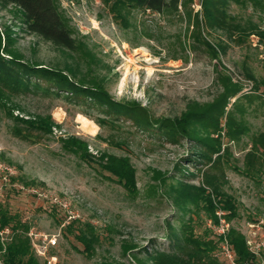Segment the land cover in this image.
<instances>
[{
  "label": "rangeland",
  "instance_id": "obj_1",
  "mask_svg": "<svg viewBox=\"0 0 264 264\" xmlns=\"http://www.w3.org/2000/svg\"><path fill=\"white\" fill-rule=\"evenodd\" d=\"M183 2L178 11L164 14L131 8L123 20L105 0H58L80 42L78 53L29 33L16 8L0 4V31L12 34L11 47L23 61L69 76L66 70H74L77 81L100 83L113 101L142 107L151 124L177 119L194 104L214 102L223 91V75L243 88L235 105V99L226 104L219 153L225 154L216 162L214 155L212 163L202 155L209 150L195 141L170 140L155 127L142 130L90 97L48 92L52 86L35 77L32 81L45 89L31 86L1 101L0 203L29 223L35 251L46 245L52 264H141L135 257L146 259L145 248L172 251L171 234L180 235L191 217L197 234L210 229L217 236L204 210L176 204L169 185L177 181L205 186L209 177L218 183L237 201L239 216L227 222L245 238L247 223L264 219V160L254 163L260 173L245 166L251 137L264 132V86L256 91L248 78L264 80V42L255 34L242 35L253 28L264 31V0H226L230 25L225 29L210 27L202 0ZM230 111L249 129L239 140L226 135ZM36 116L52 117L51 134L28 131L14 119ZM69 138L87 144L90 160L63 148ZM104 153L129 158L136 170L135 194L99 166ZM86 225L99 240L90 254L75 237ZM50 239L56 240L54 246Z\"/></svg>",
  "mask_w": 264,
  "mask_h": 264
},
{
  "label": "trees",
  "instance_id": "obj_2",
  "mask_svg": "<svg viewBox=\"0 0 264 264\" xmlns=\"http://www.w3.org/2000/svg\"><path fill=\"white\" fill-rule=\"evenodd\" d=\"M228 1V0H227ZM238 1V0H236ZM110 5L111 11L117 17L126 20V13L131 8L150 10L154 13L164 14L168 10H179L183 5V0H105ZM226 0H202L204 18L211 28L225 29L230 25V16L225 9ZM3 7L13 6L19 13L20 19L26 30L41 37L44 41L53 44L57 48L67 49L73 53L80 51V42L74 36L73 31L63 17L58 0H0ZM237 29L242 30L241 27ZM251 34L258 35L264 42V31L253 28L252 32L243 30L242 35L248 38ZM14 43L12 34L7 30L0 31V102L8 99L10 94L18 91H28L31 86L41 89L38 82H33L31 77L38 78L52 87L47 88L48 92H71L84 97H90L101 106H106L110 111L124 114L131 118L142 130H149L151 127L158 129L160 134L167 136L170 140H177L179 137L195 141L209 154H202L207 163L213 162L214 155H217L215 162L222 158V141L220 120L225 114L226 104L235 99L234 105L240 100L238 95L243 88L239 84L232 83L231 79L223 75V91L212 103L207 105L194 104L182 114L181 117L171 120L156 121L151 124L148 119L142 116V107L138 105H124L113 101L100 83L93 82L86 85L75 79L74 70L69 68L71 76L60 69L43 67L40 64L25 62L22 56L15 51L11 45ZM209 47L214 46L207 42ZM216 52V50H214ZM217 56V54H215ZM254 82V88L259 90L260 85L264 86V80L258 81L255 76L249 74ZM141 110V112H140ZM22 123L28 131H38L43 134H51L55 122L52 117H33L24 119L14 117ZM227 137L232 140L240 139L248 133V127L243 120L238 121L233 115V111L228 112ZM15 134L23 137L21 129H16ZM212 134H219L213 138ZM63 148L83 160H90L92 157L88 151L87 144L76 138L63 140ZM229 150V149H228ZM219 154V155H218ZM264 160V132H260L251 137V150L246 155L245 166L250 173H260L254 163L256 159ZM99 166L115 176L119 183L130 194L137 192L136 170L127 157H118L104 153L98 160ZM205 178V186L177 181L169 185V192L174 193L175 202L179 207L185 208L187 205H194L195 208L205 211L209 220L214 224L219 223L216 212L224 213L227 221H232L239 216L237 201L232 195L225 193L218 183ZM164 185L166 180L163 179ZM194 219L185 222L182 226V233L171 234L172 251L144 249L146 259L140 260L141 264H226L219 256L220 244L223 238L214 235L210 229H206L203 234L195 232ZM75 221L69 223L67 230L73 232ZM9 229L10 239L6 246L0 240V256L4 264H47L42 263L32 245L29 232L31 226L24 222L19 214L12 213L7 205L0 203V231ZM76 239L84 246V251L93 253L98 236L93 227L86 225L80 228L75 234ZM228 241L232 245L236 260L239 263L255 260V255L249 249L245 236L236 228H231L227 234ZM154 244V243H153ZM136 248V247H135ZM5 250V251H4ZM263 264H264V253Z\"/></svg>",
  "mask_w": 264,
  "mask_h": 264
},
{
  "label": "built area",
  "instance_id": "obj_3",
  "mask_svg": "<svg viewBox=\"0 0 264 264\" xmlns=\"http://www.w3.org/2000/svg\"><path fill=\"white\" fill-rule=\"evenodd\" d=\"M6 180V178H4ZM42 196V194H41ZM219 223L214 224L210 221V226L217 234L218 237L223 238L220 249L219 256L226 264H263V253H264V219H258L253 222L247 223L248 235L246 236V241L252 254L255 255V260L247 261L244 263H239L236 260L235 251L232 245L228 241L227 234L231 229L230 224L224 218L223 212L218 211ZM11 233L9 229H4L0 231V240L4 247L6 243L11 240ZM29 237L32 238V234L29 233ZM49 243L51 245L56 244L55 239H50ZM5 251V250H4ZM48 247L46 245L42 246L41 250L36 249V254L39 258L43 259L47 264H52L54 257L47 256ZM0 264H4L0 256Z\"/></svg>",
  "mask_w": 264,
  "mask_h": 264
}]
</instances>
